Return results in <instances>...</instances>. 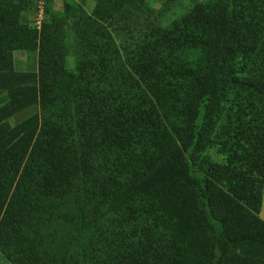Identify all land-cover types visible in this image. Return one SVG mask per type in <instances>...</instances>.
<instances>
[{"label": "trees", "instance_id": "16d2710c", "mask_svg": "<svg viewBox=\"0 0 264 264\" xmlns=\"http://www.w3.org/2000/svg\"><path fill=\"white\" fill-rule=\"evenodd\" d=\"M94 1L32 28L34 0H0V252L264 264V0H204L132 44L107 21L143 0Z\"/></svg>", "mask_w": 264, "mask_h": 264}, {"label": "rangeland", "instance_id": "374dc122", "mask_svg": "<svg viewBox=\"0 0 264 264\" xmlns=\"http://www.w3.org/2000/svg\"><path fill=\"white\" fill-rule=\"evenodd\" d=\"M204 0H143L139 10L134 5L126 6V9L116 14L107 25L112 31L118 44L130 43L132 39L143 36L149 28L151 21L161 25H167L174 19L187 12L196 3ZM81 5L90 14L94 13L96 2L94 0H34V3L22 12L21 21L32 28H40L44 20L54 15H62L66 4ZM70 31V24L67 27ZM132 44V42L130 43ZM14 69L20 72H38V51L18 50L14 52ZM4 98L0 96V106L4 104ZM37 111L31 107L14 115L10 121L17 124ZM197 178L203 180V173L196 172Z\"/></svg>", "mask_w": 264, "mask_h": 264}, {"label": "crops", "instance_id": "0c3cea01", "mask_svg": "<svg viewBox=\"0 0 264 264\" xmlns=\"http://www.w3.org/2000/svg\"><path fill=\"white\" fill-rule=\"evenodd\" d=\"M260 217L264 220V192H263V203L260 212ZM0 264H12V263L0 252Z\"/></svg>", "mask_w": 264, "mask_h": 264}]
</instances>
